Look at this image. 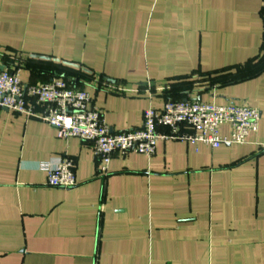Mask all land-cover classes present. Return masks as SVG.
<instances>
[{"label": "crops", "instance_id": "crops-1", "mask_svg": "<svg viewBox=\"0 0 264 264\" xmlns=\"http://www.w3.org/2000/svg\"><path fill=\"white\" fill-rule=\"evenodd\" d=\"M0 65L85 90L114 132L168 98L260 112L243 144L160 140L102 174L90 143L0 109V264H264V0H0ZM57 157L71 188L39 168Z\"/></svg>", "mask_w": 264, "mask_h": 264}, {"label": "built area", "instance_id": "built-area-1", "mask_svg": "<svg viewBox=\"0 0 264 264\" xmlns=\"http://www.w3.org/2000/svg\"><path fill=\"white\" fill-rule=\"evenodd\" d=\"M90 101L85 90L70 86L64 79L24 84L18 69L0 70V109L37 117L54 127L60 139L76 137L90 143L102 174L108 173V164L115 153L152 156L160 140L201 142L212 148L243 144L249 133L257 131L260 120L259 110L246 104L218 105L168 98L161 109L144 110L140 127L114 132L103 114L89 107ZM37 107H41L40 112ZM223 125L230 129L227 136L220 133ZM163 128L167 131H162ZM39 168L46 173L50 186L71 188L76 184L74 165L68 157L43 161Z\"/></svg>", "mask_w": 264, "mask_h": 264}, {"label": "water", "instance_id": "water-1", "mask_svg": "<svg viewBox=\"0 0 264 264\" xmlns=\"http://www.w3.org/2000/svg\"><path fill=\"white\" fill-rule=\"evenodd\" d=\"M0 69H1V70H4V67L0 65ZM185 100H186V99H185Z\"/></svg>", "mask_w": 264, "mask_h": 264}]
</instances>
